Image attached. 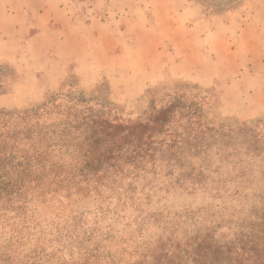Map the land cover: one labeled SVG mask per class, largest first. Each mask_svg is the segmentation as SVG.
Listing matches in <instances>:
<instances>
[{
	"label": "rangeland",
	"instance_id": "1",
	"mask_svg": "<svg viewBox=\"0 0 264 264\" xmlns=\"http://www.w3.org/2000/svg\"><path fill=\"white\" fill-rule=\"evenodd\" d=\"M11 23L20 24L21 43L0 63V95L23 103L0 112L83 98L133 118L154 95L184 94L199 120L229 131L208 138L212 148L228 142L241 155L240 166L213 172H125L113 193L86 200L80 237L93 235L73 258L97 245L134 262L137 248L168 239L166 225L179 238L205 231L228 242L264 206V0H0V33ZM241 124L250 134L230 132Z\"/></svg>",
	"mask_w": 264,
	"mask_h": 264
},
{
	"label": "trees",
	"instance_id": "2",
	"mask_svg": "<svg viewBox=\"0 0 264 264\" xmlns=\"http://www.w3.org/2000/svg\"><path fill=\"white\" fill-rule=\"evenodd\" d=\"M184 100V94L154 95L133 118L83 98L0 112V264H264V206L248 212L228 242L205 231L179 241L178 229L166 225L168 239L161 235L154 246L149 241L137 248L134 262L103 255L97 245L72 256V248L80 250L93 235L80 237L87 233L86 200L102 198L103 188L113 193L125 172H158L160 178L174 166L189 175L217 171L216 165L233 160L239 165L241 155L230 143L212 148L217 144L207 141L228 137L229 131L199 120V110ZM230 132L250 134V128L241 124Z\"/></svg>",
	"mask_w": 264,
	"mask_h": 264
},
{
	"label": "crops",
	"instance_id": "3",
	"mask_svg": "<svg viewBox=\"0 0 264 264\" xmlns=\"http://www.w3.org/2000/svg\"><path fill=\"white\" fill-rule=\"evenodd\" d=\"M11 24L12 26L7 29L6 33H0V63L6 60L9 52L20 47V35L22 29L20 28V24L18 25L17 23H15L16 26L15 24L13 25V23ZM26 77L30 81L36 80V74L31 71L26 74ZM18 100V96L14 95V93L1 94L0 106L8 108L19 107L23 102Z\"/></svg>",
	"mask_w": 264,
	"mask_h": 264
}]
</instances>
